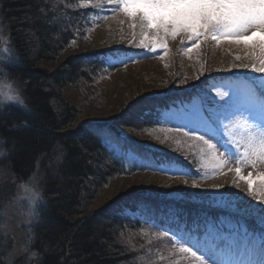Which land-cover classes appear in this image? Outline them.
Segmentation results:
<instances>
[{
	"label": "trees",
	"instance_id": "obj_1",
	"mask_svg": "<svg viewBox=\"0 0 264 264\" xmlns=\"http://www.w3.org/2000/svg\"><path fill=\"white\" fill-rule=\"evenodd\" d=\"M58 1L0 0V29L12 48L0 57V79L14 81L26 105L0 109V150L7 153L0 157V166L10 165L11 171L6 172L23 181L39 167L43 196L28 233L33 238L31 250L43 259H33L31 264H158L161 244L172 239L159 235L165 226L178 230L182 225L191 235L200 236L207 218L264 242V218L206 211L200 203L133 195L88 210L118 176L142 170L197 177L204 167L194 150L189 148L185 162L126 139L120 129L132 127L156 135L168 128H184L169 116L195 106L201 107L205 119L210 116L215 122L222 101L213 98V90L241 73L232 67L182 91L140 99L109 121H79L82 109L70 96L72 88L78 80L88 81L110 66L105 53L96 52L71 55L52 71L42 68L59 55L87 15L68 8L61 11ZM0 45L5 50L9 46ZM145 52L139 47L117 48L126 60L136 61ZM193 131L194 127L189 134ZM58 149L63 152L59 162ZM140 231L152 239L144 237L141 244L133 245L124 238L125 233ZM15 263L26 264V260Z\"/></svg>",
	"mask_w": 264,
	"mask_h": 264
},
{
	"label": "rangeland",
	"instance_id": "obj_2",
	"mask_svg": "<svg viewBox=\"0 0 264 264\" xmlns=\"http://www.w3.org/2000/svg\"><path fill=\"white\" fill-rule=\"evenodd\" d=\"M58 2L61 11H66L68 8L85 12L87 15L85 20L76 27L78 29L74 30L75 36L68 40L59 55L54 57L50 63L44 64L42 68L52 71L71 55L96 52H104L107 65L110 66L106 72L100 75L96 74L98 76L93 75L91 79H87L88 81L78 80L75 87L72 88L70 96L80 103L82 109L79 121H109L127 105L140 99L179 92L196 85L204 77L224 74V70L232 68L234 64H251L252 62V48H246L243 44L235 45L227 42H222L220 46H209L201 42V49L194 52L192 59H189L178 51L182 47L179 36L175 40H168L170 51L164 58H161L163 52L159 49L156 52L145 49V54L136 61L126 60L117 54V48H137L132 46L129 40L132 39L133 31L138 33L140 30L132 29L126 17L119 11H112V5L106 4L101 9H94L90 4H87V0H59ZM82 3H86L87 6L81 7ZM55 12L57 13V11ZM105 17L107 18L105 19ZM138 39L139 36H137V42ZM5 52V47L0 45V57ZM236 56H239L240 59L236 60ZM234 68L236 72L241 73L239 78L225 82L212 92L213 98L222 101L216 114L218 118L215 119L213 135L219 141L221 150L228 151L230 154H234L235 150L227 142V138L222 135L224 131L222 125L228 123L235 107L244 106L248 102L250 91H255L257 95L264 92V74H256L250 68ZM201 72H203L202 75ZM252 73L255 75L251 76ZM0 82H3L0 87L6 89L7 82L1 79ZM217 89L228 92L231 100L229 97H225L223 100L217 97L215 95ZM8 104L18 103H5V105ZM169 118L170 121L182 123L184 128H179L180 132H169L165 129V132L156 135L148 132L140 133L132 127H122L120 131L130 141L177 157L185 162L189 157L187 152L190 148L195 151L197 159L201 160L198 149L191 147L193 141L190 139L193 133L199 134L205 131L207 120L202 115L201 107H189L178 114H172ZM192 127H194V131L185 137L182 131L189 133V129ZM166 137L167 139H165ZM161 140L165 142L160 143ZM182 145L184 147L181 148ZM229 167L234 169L235 162L233 161ZM248 172H252L255 176L258 172H264V165L242 169L243 175H247ZM220 175H224L226 182L218 181ZM185 180L188 181L187 184L184 183ZM193 180L198 187L191 186ZM22 182L24 181L8 172L0 177V212H2L0 223L7 225L4 231H0L2 242L0 257L6 264L9 261L11 264H16L15 262L22 258L26 260V254L21 251L24 245L23 237L29 233V227L34 220L29 222L21 207L13 200L17 194H23L18 187ZM216 184H220L221 187L214 188L213 185ZM246 187L243 181H237L235 172L229 171L227 167L224 169V174L218 172L213 174L211 168H201L199 175L193 178L138 170L130 175L118 176L110 180L100 192L97 200L88 207V210L94 211L102 208L117 198L150 195L159 200H171L191 205L205 204L204 210L206 211L208 209L228 211L244 217L264 218V205L257 203L251 195L247 194ZM206 211L203 212L204 215ZM165 229L164 231L172 239L175 237L182 241H188L193 247L197 246V241L200 247L213 242L220 243L225 259L243 257L254 262L261 259L263 240L239 235L232 227L222 228L210 218H207L206 230L200 236L191 235L183 229L182 225L178 230L166 226ZM144 237L152 239L147 232L143 231L125 233L124 236L126 241L133 245L141 244ZM172 239L171 242L165 241L161 244L162 252L160 253L162 255L158 259V264H196L190 256L179 252L178 246L172 243ZM237 253L239 255H236Z\"/></svg>",
	"mask_w": 264,
	"mask_h": 264
},
{
	"label": "snow or ice",
	"instance_id": "obj_3",
	"mask_svg": "<svg viewBox=\"0 0 264 264\" xmlns=\"http://www.w3.org/2000/svg\"><path fill=\"white\" fill-rule=\"evenodd\" d=\"M87 4L94 9H101L106 4L112 5V11H119L126 17L132 29L140 30L138 33L133 31L129 43L151 52L160 49L163 51L161 58L170 51L168 40H175L178 36L182 46L178 51L189 59H192L194 52L201 49V42L209 46H220L222 42L243 44L246 48L253 49L252 62L234 64L232 67L250 68L253 72L264 74V0H87ZM87 4L82 3L80 6ZM2 32L0 29V43L9 45L6 51L11 52L10 39H4ZM235 59L239 60L240 57L236 56ZM8 79L11 80V77ZM215 95L222 100L229 97L228 92L219 89ZM229 99L231 100V97ZM6 102L19 103L26 107L14 81L7 83L6 89L0 87V109ZM206 119L205 131L193 133L190 137L193 141L191 147L197 148L200 154V166L211 168L213 174H224L226 167L229 171H234L237 181L246 184L247 194L257 203L264 205V172H258L255 176L252 172L242 174L244 167L255 168L257 165H264V92L257 95L255 91H250L248 102L244 106L235 107L228 123L222 125V135L234 148V154L221 150L219 141L213 135L215 122L210 116ZM167 131L180 132L181 129ZM183 135L188 137L189 133L184 132ZM57 151L56 160L59 162L63 152L59 149ZM6 155L5 151L0 150V157ZM233 161L236 165L234 169L229 167ZM6 171H11L10 165L0 166V177H3ZM184 183L187 184L188 181L185 180ZM191 186L198 187L195 180ZM18 187L23 194H17L13 198L14 203L21 207L31 222L39 215L40 201L43 200L39 167ZM213 187L219 188L221 185L216 184ZM6 227L5 223H0V231H4ZM159 235L167 237L169 234L161 232ZM32 242V235L28 234L21 249L26 254V264H31L33 259H43L41 254L31 250ZM172 243L178 246L180 253L190 256L196 264H264V244L261 246V259L254 262L243 257L225 259L221 244L216 242L200 247L197 241V246L193 247L188 241L173 237ZM8 264H11V261Z\"/></svg>",
	"mask_w": 264,
	"mask_h": 264
},
{
	"label": "bare ground",
	"instance_id": "obj_4",
	"mask_svg": "<svg viewBox=\"0 0 264 264\" xmlns=\"http://www.w3.org/2000/svg\"><path fill=\"white\" fill-rule=\"evenodd\" d=\"M218 181L223 183L224 181L226 182V179L224 178V175H220L218 178Z\"/></svg>",
	"mask_w": 264,
	"mask_h": 264
},
{
	"label": "flooded vegetation",
	"instance_id": "obj_5",
	"mask_svg": "<svg viewBox=\"0 0 264 264\" xmlns=\"http://www.w3.org/2000/svg\"><path fill=\"white\" fill-rule=\"evenodd\" d=\"M0 209H1V204H0ZM3 241V240H2ZM0 245H2V242H1V244ZM0 264H6L3 260H2V258L0 257Z\"/></svg>",
	"mask_w": 264,
	"mask_h": 264
},
{
	"label": "water",
	"instance_id": "obj_6",
	"mask_svg": "<svg viewBox=\"0 0 264 264\" xmlns=\"http://www.w3.org/2000/svg\"><path fill=\"white\" fill-rule=\"evenodd\" d=\"M0 243H1V235H0Z\"/></svg>",
	"mask_w": 264,
	"mask_h": 264
}]
</instances>
